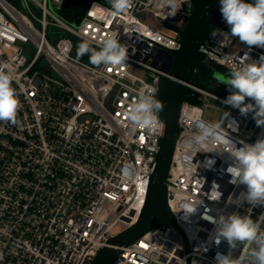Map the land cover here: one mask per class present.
<instances>
[{
  "label": "built area",
  "instance_id": "2783aa9c",
  "mask_svg": "<svg viewBox=\"0 0 264 264\" xmlns=\"http://www.w3.org/2000/svg\"><path fill=\"white\" fill-rule=\"evenodd\" d=\"M64 1L0 0V69L11 75L20 102L15 124L0 121V264H93L118 227L123 231L138 221L163 124L157 114L159 127H138L127 114L145 85L157 98V74L171 66L166 50H179L177 31L193 12L192 0L174 16L164 0H133L130 9L113 15L105 0L93 3L81 26L73 27L74 20L49 10L51 3L60 15ZM215 29L229 31L225 22ZM109 33L127 48L123 65L95 66L87 54L77 56L83 40L95 46ZM219 39L211 37L200 51L213 69L229 75L239 61L264 55V48H249L238 38ZM190 89L188 98L200 105L188 98L181 105L166 180L177 227L151 231L121 248L116 264H215L229 246L215 244L213 220L220 213L248 214L246 202L228 203L246 191L229 183L228 154L188 141L198 125L211 124L202 108L211 101L230 113L224 126L238 147L264 138V128L252 113L242 115L209 89ZM189 200L200 206L186 215L180 209ZM262 214L264 207L252 209L254 220Z\"/></svg>",
  "mask_w": 264,
  "mask_h": 264
},
{
  "label": "clouds",
  "instance_id": "9594fccd",
  "mask_svg": "<svg viewBox=\"0 0 264 264\" xmlns=\"http://www.w3.org/2000/svg\"><path fill=\"white\" fill-rule=\"evenodd\" d=\"M113 15L125 12L133 6V0H110ZM185 0H164L168 14L174 16ZM219 11L229 31L213 29V39L219 36V43H226L232 38L251 48H264V0H219ZM89 56V62L95 66H121L127 59V48L113 33L107 34L93 46L92 41L83 40L77 48V56ZM229 86V95L223 103L239 109L242 115L252 113L257 127L264 128V55L258 61L244 59L230 73L224 82ZM149 86L139 90L130 105L128 119L138 127L152 129L160 126L157 114L162 112L164 105L150 91ZM247 101V102H246ZM20 106L17 90L12 86L11 75L0 69V121L17 122ZM230 113L223 112L222 119L214 124H200L188 141L190 146L205 147L217 145L211 152L227 153L231 165L227 171L231 175L229 183L239 187L245 186L246 191L235 196L228 203H247L250 205L248 214L220 213L213 220L215 225L213 239L216 245L222 241L229 246L227 254L218 252L215 264H264V214L253 219L251 212L257 206L264 207V138L254 143L241 142L237 146L228 138V130L224 120ZM213 163L212 160H208ZM217 190L219 185L213 184ZM220 193L215 199L219 201ZM200 204L186 201L181 205L180 212L194 213ZM242 246V247H241ZM240 249L239 255L234 253Z\"/></svg>",
  "mask_w": 264,
  "mask_h": 264
},
{
  "label": "water",
  "instance_id": "95a60500",
  "mask_svg": "<svg viewBox=\"0 0 264 264\" xmlns=\"http://www.w3.org/2000/svg\"><path fill=\"white\" fill-rule=\"evenodd\" d=\"M105 0H65L61 12H71L74 27H80L93 3ZM252 3L253 0H245ZM193 12L184 30L177 31L181 38L179 50H166L171 66L157 74L160 82L157 100L164 109L159 114L163 124V135L153 166L146 204L138 221L131 227L110 238L93 264H116L121 248H127L146 234L164 227H177L169 207L166 185L175 145L178 139V118L182 103L188 98L190 86L202 85L213 93L226 98L229 86L216 78V72L205 62L200 49L211 38L210 33L224 22L219 11V0H192ZM247 102V101H246Z\"/></svg>",
  "mask_w": 264,
  "mask_h": 264
},
{
  "label": "rangeland",
  "instance_id": "374dc122",
  "mask_svg": "<svg viewBox=\"0 0 264 264\" xmlns=\"http://www.w3.org/2000/svg\"><path fill=\"white\" fill-rule=\"evenodd\" d=\"M49 10L53 13H55L57 16H60L57 12H56V9L54 8V6L50 3L49 4ZM71 26L74 27L73 24H69ZM136 74L138 76H141V77H144L143 74H141L140 72H136ZM229 74L227 75H221V74H216V78L220 81V82H225L228 78H229ZM203 110H204V117L205 119L211 123V124H214L218 121H220L222 119V110L225 109V107L219 103H217L216 101H211L209 102L206 106L205 104L202 106ZM228 117L225 118V120L227 119ZM224 120V121H225ZM122 227H118L116 230H115V234H118L122 231Z\"/></svg>",
  "mask_w": 264,
  "mask_h": 264
},
{
  "label": "trees",
  "instance_id": "16d2710c",
  "mask_svg": "<svg viewBox=\"0 0 264 264\" xmlns=\"http://www.w3.org/2000/svg\"><path fill=\"white\" fill-rule=\"evenodd\" d=\"M60 16L67 22H72L74 20L73 19V14L71 12H61ZM214 70H215V72L217 74L227 75V72L224 69L220 68V67L214 66ZM187 101L189 103L193 104V105H200V102L198 100L192 99L191 97L188 98Z\"/></svg>",
  "mask_w": 264,
  "mask_h": 264
}]
</instances>
